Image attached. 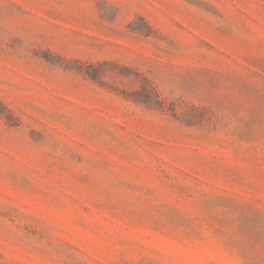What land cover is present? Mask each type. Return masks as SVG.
Instances as JSON below:
<instances>
[{
  "label": "rangeland",
  "instance_id": "1",
  "mask_svg": "<svg viewBox=\"0 0 264 264\" xmlns=\"http://www.w3.org/2000/svg\"><path fill=\"white\" fill-rule=\"evenodd\" d=\"M0 264H264V0H0Z\"/></svg>",
  "mask_w": 264,
  "mask_h": 264
}]
</instances>
